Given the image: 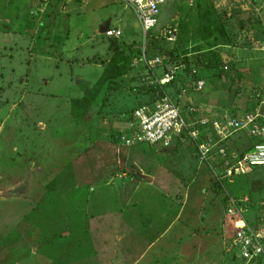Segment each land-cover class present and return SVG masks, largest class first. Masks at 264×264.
Instances as JSON below:
<instances>
[{
    "label": "rangeland",
    "instance_id": "374dc122",
    "mask_svg": "<svg viewBox=\"0 0 264 264\" xmlns=\"http://www.w3.org/2000/svg\"><path fill=\"white\" fill-rule=\"evenodd\" d=\"M74 6H78L82 13L79 27L82 35H90L94 30L91 40L85 44L63 45L61 52L57 47L52 51L53 44L47 48L44 45L47 39L41 38V32L45 31L47 24L54 23L61 27L59 36L69 38ZM125 6L120 0H87L83 5L81 0H0V264H121L113 262L114 258L132 262L151 239L156 238L165 246V240L159 239L165 223L159 219L163 213L160 202L153 204L157 206L156 210L150 211L156 213L155 220L159 219L157 228L150 231L151 234L147 233L146 238L118 239L105 230V225L111 226L113 222L110 218H103L104 212L111 208L109 213L113 214L119 198H127L125 193L128 191L113 190L103 180L119 178L122 172L125 173L122 178H129L134 172L127 163L116 164L114 168L110 166L108 162L113 156L102 149L118 153L123 147H130L122 145L116 138L125 128L131 110L137 104L155 98L153 94L157 89H149L153 86L149 83L152 72L174 75L175 66L180 63L161 52L151 54L162 60L151 70L134 63V58L142 52L144 38L139 27L137 29L134 13ZM108 13L113 16V24L132 27L128 38L131 41L123 36L107 40L98 34V21ZM211 13L219 14L221 22L202 28L199 35L191 37L183 52L187 63L206 69L207 78L219 82V89L204 79L202 91L193 90L191 95L206 104L210 101L213 112L239 115L247 108L253 84L256 86L263 80L264 0H166L145 44L149 45V39L157 37L155 41L166 46L167 42L162 38L164 29L174 27L176 34L181 35L198 15ZM126 43L131 45L124 46ZM217 46H223L225 52L235 57V61L228 65V72H224L221 62L217 61V56L221 55ZM115 48L124 50L129 73L133 74L126 80L105 81L88 108L84 103H77L76 111L83 115L82 118L73 117L67 99L80 98L92 89ZM36 52L54 55L57 60L49 62L48 67L43 60L32 62L28 76L24 72L25 65L30 64L26 56ZM42 81L47 85L44 86ZM23 85L43 89L44 108L43 104L40 108L32 106L31 97L36 93L28 89L23 93ZM128 100L134 103L129 106ZM218 105L221 107H215ZM239 136L235 135L231 140H238ZM189 146L191 142H185L173 154L174 157L172 155L174 160H164L163 163L169 166H162L165 171H170L174 177L180 176L179 170L185 167H181L185 161V148H189L193 161L199 163L194 156L195 148ZM135 148H140L136 149L140 152L136 154L142 159L143 168L150 167L152 171L162 165L158 159L159 151L171 150L156 152L147 144ZM176 153H181L179 159ZM189 172L183 171V176ZM199 174L191 184L192 193L203 177ZM101 176L105 178L100 179ZM183 183H188V179L184 177ZM214 183L210 176L208 184L220 198L227 191L249 193L254 200H264V167L238 174L231 182L224 181L220 187L222 190ZM183 189L175 191L183 195ZM136 192L140 193L141 189ZM176 204L175 200L170 214L178 212ZM222 204L224 206L223 201ZM188 210L187 206L182 211V221H185ZM248 212L257 214L247 222L258 224L264 230V217L259 216H264V208L249 206ZM98 214H102V218ZM226 217L239 223L243 221L237 215ZM243 217L245 219L247 215ZM234 224L228 221V231L226 228L222 233V262L216 257L214 261L200 264H238L231 248V239L237 228ZM206 225L210 226V223ZM157 258L156 250H153V254L144 257L141 264H157Z\"/></svg>",
    "mask_w": 264,
    "mask_h": 264
},
{
    "label": "crops",
    "instance_id": "0c3cea01",
    "mask_svg": "<svg viewBox=\"0 0 264 264\" xmlns=\"http://www.w3.org/2000/svg\"><path fill=\"white\" fill-rule=\"evenodd\" d=\"M57 2L59 0H56ZM87 0H81V5H83ZM78 7V6H77ZM74 6V15L72 14L71 16V21H70V37L69 38H64L59 36V28L58 24L51 23L50 25L47 24V27L44 28L43 32H41V38L47 39L44 45L46 47L50 46L51 44V50L56 51L57 49L59 52L62 51L61 46L65 45H75V44H85L86 42H90L91 38L90 35L93 34V32L90 35H82V32L79 30V27L81 26V16L80 14L81 11L79 8ZM126 7V6H125ZM162 8V7H161ZM161 15V11H160ZM137 21V19H136ZM138 23V21H137ZM75 24V28H73V25ZM98 34L100 36H103L104 39H112L111 37L108 38L104 35V28L108 27V29H117L120 30L121 35L119 37H124V39H128L130 36L129 31H133L132 27L129 26V24L124 25V27L119 26L118 24H113V16H111L110 13L104 14L102 18L98 21ZM137 29L140 26L139 23L137 24ZM41 27V26H40ZM97 28V27H95ZM94 28V29H95ZM78 32V33H77ZM164 32V31H163ZM80 34V37L78 36ZM151 33L148 34V36ZM142 35V33H141ZM86 36V39L83 37ZM143 36V35H142ZM118 37V38H119ZM147 38V37H146ZM146 38L144 40V52L146 54ZM162 38L163 37L162 34ZM43 39V40H44ZM153 39V37L151 38ZM157 39V37H156ZM76 40V41H75ZM129 40V39H128ZM132 40V39H131ZM129 40V41H131ZM167 41L166 45H171L174 41ZM124 46H129L131 45L130 43L123 44ZM143 46L141 45V48L143 49ZM47 47V48H48ZM57 47V49H54ZM60 47V48H59ZM123 47V46H122ZM218 48L217 51H221V57L223 59V63L225 64L224 66H227V71L229 70V63L235 61V57L230 54V52H225L227 51L226 48L223 46H217ZM228 47V46H226ZM45 48V47H44ZM114 50V49H113ZM66 51V50H65ZM141 51V49H140ZM224 51V52H223ZM66 53H69L66 51ZM148 54V53H147ZM146 56L148 58H153L158 55L154 56ZM112 55V54H111ZM140 55V54H139ZM138 55V56H139ZM137 56V57H138ZM44 57V58H43ZM111 57V56H110ZM134 58L135 59L137 58ZM43 58V59H41ZM26 60L30 61V64L25 65V71L28 76L31 71V63L39 60H43L45 62V66L48 67L49 62L57 60L56 56L51 54H45L44 52H36V53H31L30 55L26 56ZM162 61V60H161ZM136 64V62H134ZM162 63V62H161ZM223 66V67H224ZM175 70L173 71L174 75L172 74V79L170 85L167 87L168 93L173 97V98H178L179 102L181 105H194L202 109L205 113H212V114H220L224 112H213V110H210L211 105L210 101H208V104L203 103L200 101V99H196L193 95H191V92L195 90L194 83L196 81H186L185 80V72L183 70V66H175ZM132 70V69H131ZM173 70V69H172ZM171 70V71H172ZM178 70V71H177ZM130 71V70H129ZM147 72V70H146ZM155 72V71H154ZM148 73V72H147ZM131 74L129 73L125 74L124 76L120 77L119 80L121 79H128ZM152 74L158 78L157 73L155 74L152 72ZM201 74V75H200ZM199 76L201 79L204 81L205 85V80H210L207 78L208 72L206 69L201 70ZM61 76V74H59ZM103 75H100V77ZM160 78L163 77L164 74H158ZM264 76V73L262 74V79ZM99 77V78H100ZM117 79V78H116ZM205 79V80H204ZM98 80V79H97ZM96 80V81H97ZM95 81V82H96ZM213 82L212 80H210ZM95 82L92 84L94 85ZM110 80H107L106 83H109ZM28 83V82H27ZM215 86H217V89H219V82H213ZM42 84L45 86V84L42 81ZM91 85V86H92ZM143 85V82L141 83ZM221 86V85H220ZM39 87V86H38ZM43 87V86H42ZM93 87V86H92ZM204 87V86H203ZM32 91L36 93V96H32L31 100L34 102L32 104L33 107L40 108L41 104L45 102V93L43 89L41 90V87L39 88H31L29 85H23L22 87V92L24 93L25 91ZM33 89V90H32ZM203 89V88H202ZM25 90V91H24ZM224 90V89H222ZM30 91V92H31ZM197 91V90H195ZM202 91V90H201ZM197 91V92H201ZM21 92V93H22ZM22 93V94H23ZM83 97V96H81ZM78 98V97H77ZM146 99V98H145ZM136 100V99H134ZM130 105L134 103L133 100H128ZM143 101V100H141ZM152 101V99H151ZM67 102L69 104V109H71L70 104L71 101L68 98ZM123 102V101H121ZM150 101L146 102L149 103ZM145 104V103H144ZM139 106L138 104L136 107ZM43 108L45 107L44 104L42 106ZM134 107V108H136ZM215 107H221V105L215 106ZM133 108V109H134ZM132 109V110H133ZM131 110V111H132ZM246 110V107L244 108V111ZM244 111H242L240 114H242ZM128 117V116H127ZM126 126V125H125ZM239 136L238 140L232 139L234 136ZM235 135H233L228 143L229 147L232 151L241 153L242 151H246L247 148H249L252 143L254 142V139L249 138L244 132H238ZM117 140V138H116ZM118 141V140H117ZM137 145H144V144H136L133 146H130L128 148L122 149V151H119L116 153L115 151L107 152V150L102 149V151H105L107 154L112 155L113 159L108 162L110 166L112 165L113 168L116 166V164H125L127 163L128 165H131L134 175H132L129 178H122L125 176V173L122 172V175L119 176V178H106L103 180V182L106 184V186L113 188V190H127L128 193H125L127 195L126 197L119 198L117 207L114 208L113 210L115 211L113 214L109 213L111 212V208H109L107 211L104 212L103 218H110V220L113 222V224L110 226V224L105 225V230H109L110 233L109 235L117 236L118 239L121 238H133V237H144L146 238L147 233L151 234L150 231H154L157 226L156 224L158 223L159 219L160 221L165 222L164 227L162 228L163 231L160 233V240L163 239L165 240V246H162L157 239H151V241H147L148 245L144 250H141L138 252V255L133 257V261L125 260V259H116L114 258L113 262H120L121 264H124L125 262H128L127 264H141L144 261V257H146L149 254H153V250H156V254L158 255L159 258L156 259L157 264H163V262H167L169 264H200L205 261H210V260H215V258H218V262H222L223 259V250H224V243H223V232L226 230L228 231V225L227 222H233L235 221L233 219H229L226 217L228 215L226 213V202H225V192L223 193V196L217 195L216 193L212 192V189L210 185L208 184V179L210 176H213V172L209 169L208 165L203 163V162H194L192 157H190V150L189 148H185L184 151V158L185 161L181 164V167L185 166L184 169H180L179 173L180 176L174 177L173 175L170 174V171H165L164 168H167L169 166H166L167 164L163 163L166 158H169V160H174V153L179 150L177 145H171L167 147H150L153 148L155 151H159L161 149H171L170 152L166 150V152H161L159 151V156L158 159L161 160L160 162L162 163L161 166H158L157 170H151L149 168H143L141 165L140 161H142L141 158L138 157V154H136L138 151L136 149L140 148H135ZM189 147H194L193 144ZM101 150V149H100ZM192 150V148H191ZM143 151V150H142ZM156 151V152H157ZM193 151V150H192ZM144 152V151H143ZM196 152V151H195ZM140 153V152H138ZM173 155V157H172ZM181 153H176V157L179 159V156ZM196 157V153L194 154ZM144 158V156L142 155ZM123 161V162H121ZM156 163V160H155ZM162 166H165L164 168ZM91 169V168H88ZM209 169V170H208ZM199 170L198 174L197 171ZM107 171V170H106ZM105 171V172H106ZM183 171L188 173L187 176H183ZM85 172V171H83ZM92 173V170H91ZM168 173L170 175H168ZM199 173L202 174V179H200L199 184L195 189L193 190V193L191 192L192 190V182L198 178L200 175ZM106 173H104L105 175ZM110 175V172L108 171L107 173ZM107 176V175H106ZM184 177L188 179V183L184 184ZM235 177V176H234ZM233 177V178H234ZM105 178L104 176H101L100 179ZM85 181V179H84ZM232 181V180H231ZM229 181V182H231ZM220 188V186H218ZM184 188V189H183ZM141 189L142 194L136 192V190ZM158 189V190H157ZM175 189H183V195L181 193L176 192ZM221 189V188H220ZM222 190V189H221ZM118 191V195H120V192ZM136 193L139 194L138 197H136ZM148 193V195H147ZM211 193L214 194V196H211ZM229 193V192H228ZM193 194V196H191ZM234 196H249L251 203L249 206H255L259 205L261 207V201L254 200L253 195L249 193H242V194H237V193H229ZM132 196L136 198H132ZM159 196V197H158ZM137 200V202H136ZM152 200H156L153 202ZM175 200L177 201L176 206L178 207V212L176 215L170 214L169 211L174 208V202ZM222 201L224 203V206L222 204ZM160 202L162 206V216H160L159 219H156V213L150 212L156 210V205L157 203ZM156 204V205H153ZM159 204V203H158ZM187 206L189 210L187 211L185 221L181 220V213L185 209H187ZM223 206V208L221 207ZM249 206L247 207L246 211L244 212V215H247L245 217L244 221L247 222V219L251 220V217L254 216V214H257V212H248ZM160 208V207H159ZM224 211V213H223ZM107 212V213H106ZM243 215V216H244ZM100 218H102V214H98ZM112 216V218H111ZM229 216V215H228ZM260 217H264L262 214L259 215ZM99 219V218H98ZM115 222V223H114ZM117 222V223H116ZM210 223V226L206 225ZM248 223V222H247ZM249 224V223H248ZM235 225V224H234ZM254 229L260 233L263 238H264V230L261 229L260 225L258 224H252ZM95 227V224H93V228ZM236 227V225H235ZM93 230V229H92ZM236 230V228H235ZM103 231V230H102ZM114 233H113V232ZM151 236V235H149ZM149 238V237H148ZM136 242V241H135ZM114 251V250H112ZM111 251V252H112ZM113 254V252H112ZM208 258L209 260H207ZM113 264V263H112ZM115 264V263H114Z\"/></svg>",
    "mask_w": 264,
    "mask_h": 264
},
{
    "label": "built area",
    "instance_id": "2783aa9c",
    "mask_svg": "<svg viewBox=\"0 0 264 264\" xmlns=\"http://www.w3.org/2000/svg\"><path fill=\"white\" fill-rule=\"evenodd\" d=\"M134 13L143 38L156 26L161 7L166 0H120ZM163 37L175 41L176 28L163 30ZM108 38H118L120 30L108 29L104 32ZM146 69L161 64V58H148L144 52L135 59ZM224 66V70H227ZM150 84H165L172 74L158 79L152 74ZM264 78V76H263ZM195 90L201 91L202 79L194 83ZM238 132H244L254 139L252 145L242 153L229 147V139ZM122 145L147 144L150 147L182 145L190 141L196 150L199 162L207 164L213 172L214 180L222 187L224 181L257 167H264V79L251 89L246 110L239 115L205 113L197 106L190 105L181 113L173 97L164 93L149 103L134 108L126 118V126L117 136ZM226 213L237 215L243 221H236L237 228L231 239V248L239 264H264V238L253 225L244 221V212L251 203L249 196H234L225 192ZM264 208V201L261 202Z\"/></svg>",
    "mask_w": 264,
    "mask_h": 264
},
{
    "label": "trees",
    "instance_id": "16d2710c",
    "mask_svg": "<svg viewBox=\"0 0 264 264\" xmlns=\"http://www.w3.org/2000/svg\"><path fill=\"white\" fill-rule=\"evenodd\" d=\"M217 22H221V17L217 13H211V14H200L197 16V18L193 21V24L186 28L181 35L176 34V39L171 45L162 46L159 44L156 39H149V45L146 46V54L150 57L151 54L154 52H161L165 56L174 57L175 59H178L180 61L179 66H183V70L185 72V80L186 81H196L198 79H201L199 76L202 69L196 68V65H193L192 63H187V57L186 53L183 52V50L187 47V44L192 36H197L200 34V31L202 28L207 26H214ZM177 33V30H176ZM166 41V39H164ZM167 42V41H166ZM154 56V55H153ZM126 56L124 55V50L122 48H115L113 51V56L108 61L107 65L104 68L103 75L95 82L92 89L83 97L72 99L70 104V112L71 115L77 119L82 118V114H78L76 111L77 103H84L86 105V108L90 106V104L93 102L95 97L97 96L98 90L101 88L103 83L107 80H112L116 78H120L127 74L130 70V66L128 63V60H126ZM122 59V60H121ZM217 61L221 62L222 66L225 64L223 63V59L221 56H217ZM217 64V63H214ZM143 66V65H142ZM178 66V65H177ZM145 67V66H144ZM208 67V66H206ZM211 67V64H210ZM224 72H228L227 70H224V67H222ZM150 72H148L149 75ZM155 74V72H154ZM156 75V74H155ZM158 79L159 75L157 74ZM171 80L165 84H159V83H153V86H150V91L152 89H157V93L153 94L155 98L161 96L164 93H168L167 87L170 85ZM255 87V84L251 87V89ZM251 92V90H250ZM170 95V94H169ZM171 96V95H170ZM172 97V96H171ZM175 102L178 104L181 113L185 115V111L187 110L188 106L181 105L178 98H173ZM178 147H181L182 145L178 144ZM249 149V148H247ZM246 149V150H247ZM245 151V150H244ZM242 151V152H244ZM241 152V153H242ZM217 186V182H215ZM239 264V263H238Z\"/></svg>",
    "mask_w": 264,
    "mask_h": 264
},
{
    "label": "water",
    "instance_id": "95a60500",
    "mask_svg": "<svg viewBox=\"0 0 264 264\" xmlns=\"http://www.w3.org/2000/svg\"><path fill=\"white\" fill-rule=\"evenodd\" d=\"M107 30H108V27H105L103 31L105 32V31H107Z\"/></svg>",
    "mask_w": 264,
    "mask_h": 264
}]
</instances>
